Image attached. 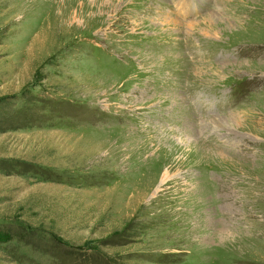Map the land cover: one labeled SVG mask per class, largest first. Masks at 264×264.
<instances>
[{"label":"rangeland","instance_id":"1","mask_svg":"<svg viewBox=\"0 0 264 264\" xmlns=\"http://www.w3.org/2000/svg\"><path fill=\"white\" fill-rule=\"evenodd\" d=\"M31 1L0 0L34 15L0 24V264H264V0Z\"/></svg>","mask_w":264,"mask_h":264},{"label":"bare ground","instance_id":"2","mask_svg":"<svg viewBox=\"0 0 264 264\" xmlns=\"http://www.w3.org/2000/svg\"><path fill=\"white\" fill-rule=\"evenodd\" d=\"M33 1V0H32ZM31 1V2H32ZM30 2V1H29ZM38 2V1H37ZM46 2V1H45ZM25 3V2H24ZM49 3V2H48ZM28 5L30 4V3H27ZM40 4V3H39ZM28 5H22V9L23 8H27V6ZM32 5H34V3L32 4ZM36 7V6H35ZM30 8V7H29ZM21 9V8H20ZM31 9V8H30ZM26 10H29V9H26ZM33 10V9H32ZM18 11V10H17ZM35 11V10H34ZM37 11H40V10H37ZM19 12V11H18ZM31 12V11H30ZM17 13V12H16ZM28 12H26L25 14H27ZM7 14V13H6ZM5 14V15H6ZM36 14V13H35ZM43 14V13H42ZM31 15L32 14H28V16L26 17V15H25V19H23L22 17H20V18H18V19H16V21L15 20H10V21H8V22H5V19H2V20H0V24H4L3 26H4V28H6V27H8V26H17L16 27V31H21V28H22V26H23V23L24 22H26L27 21V19L28 18H30L31 17ZM11 16V15H10ZM24 16V15H23ZM32 16H34V15H32ZM42 16V15H41ZM16 17V16H15ZM22 18V20H23V23H21V19ZM17 20H20V21H17ZM39 21V20H38ZM41 21V20H40ZM25 24V23H24ZM28 27V26H27ZM26 27V28H27ZM3 28V29H4ZM26 28L24 29V30H22L21 31V34L20 35H18V38H19V41L14 45V47H16L17 49H19V48H26L27 47V44L30 42V40H29V38H30V33H31V31L29 30V32H27L26 31ZM27 29H29V28H27ZM3 31V30H2ZM18 33H20V32H18ZM9 36L11 35V34H8ZM9 36H6V38L5 39H3V37L2 36H0V41L2 42V43H8V42H10L11 43V38H8ZM16 38V37H15ZM18 40V39H17ZM16 40V41H17ZM15 41V42H16ZM30 44V43H29ZM4 47L2 46V47H0V51L3 49ZM8 51V50H7ZM8 53V52H7ZM1 54V53H0ZM5 54V53H4ZM3 60V59H2ZM1 60V61H2ZM5 60V59H4ZM0 61V62H1ZM3 62H5V61H3Z\"/></svg>","mask_w":264,"mask_h":264}]
</instances>
